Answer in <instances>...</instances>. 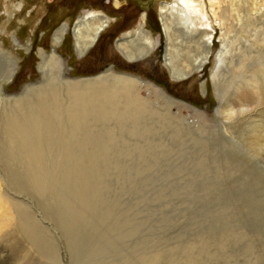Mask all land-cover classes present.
<instances>
[{
  "label": "rangeland",
  "instance_id": "374dc122",
  "mask_svg": "<svg viewBox=\"0 0 264 264\" xmlns=\"http://www.w3.org/2000/svg\"><path fill=\"white\" fill-rule=\"evenodd\" d=\"M173 1L0 0V53L18 62L5 87L9 94L37 83L40 53L56 48L74 78L114 67L162 86L208 116L188 119L198 140L154 150L142 176L130 181H99L98 157L76 163L77 153L64 162L44 154L31 166L0 152V264H264V46L260 56L258 52L260 72H252L260 94L250 91V68L233 78L240 89L228 100V109L234 112L230 121L238 123V138L226 142L220 129L227 115L216 111L221 99L211 79L220 32L201 72L184 80L171 78L163 62L159 13L161 4ZM251 3L260 6L264 0H227L223 5L230 16L229 40L238 39L232 22L236 25L237 15L242 17ZM90 12L106 15L109 24L79 56L72 32ZM140 24L159 42L146 58L129 61L116 44ZM65 27L62 44L55 46L56 32ZM14 39L20 45L15 47ZM241 80L250 84L241 87ZM237 111L242 112L235 115ZM201 143L212 152H203Z\"/></svg>",
  "mask_w": 264,
  "mask_h": 264
},
{
  "label": "bare ground",
  "instance_id": "6f19581e",
  "mask_svg": "<svg viewBox=\"0 0 264 264\" xmlns=\"http://www.w3.org/2000/svg\"><path fill=\"white\" fill-rule=\"evenodd\" d=\"M226 1L164 2L159 17L164 37L163 62L175 80H184L203 70L212 57L215 34L217 30L220 32L216 40L221 49L214 57L211 79L215 95L221 99L216 111L227 115L220 133L224 141L232 142L238 138V123L230 121L234 112L228 109V100L240 89L233 78L243 69L250 68L253 81L250 91L260 94L255 73L260 72V49L264 46V29L260 28L264 23V3L260 6L251 3L242 17L237 15L236 25L232 22V26L237 29L235 35L238 39L229 40L231 34L227 33L226 23L230 16L223 8ZM230 11L235 12V9L231 6ZM108 24V17L97 12L79 18L72 32L79 56H84L92 48ZM64 31H68L67 27L56 32L55 46L62 44ZM14 40L15 47L20 45ZM158 42L140 24L133 32L118 39L116 47L127 60L135 61L151 54ZM55 50L40 53L39 81L16 95L9 94L5 87L12 81L18 62L0 53V152L5 157V154L18 156L28 165L42 161L44 154L64 162L77 153L72 160L76 163L92 162L98 157L99 181L111 178L124 182L142 176L149 164L147 157L154 150L172 147L173 142L198 140L191 133L188 119L198 117L205 120L208 116L201 109L175 99L152 81L114 67L91 77L74 78L68 73L67 60ZM248 59L252 61L249 67L244 64ZM239 82L241 87L250 84L243 80ZM241 112L237 111L235 115ZM199 148L206 154L212 152L203 143ZM223 162L231 163L227 159ZM212 164L218 172L216 161ZM210 171L207 167L205 172Z\"/></svg>",
  "mask_w": 264,
  "mask_h": 264
},
{
  "label": "flooded vegetation",
  "instance_id": "af4514ba",
  "mask_svg": "<svg viewBox=\"0 0 264 264\" xmlns=\"http://www.w3.org/2000/svg\"><path fill=\"white\" fill-rule=\"evenodd\" d=\"M142 16H143V22L145 21V16H144V14H142ZM142 16H141V19H142Z\"/></svg>",
  "mask_w": 264,
  "mask_h": 264
}]
</instances>
